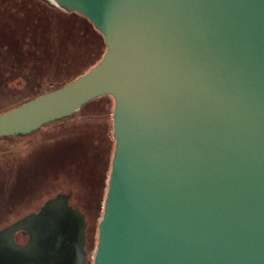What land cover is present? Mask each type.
<instances>
[{
  "label": "water",
  "instance_id": "obj_1",
  "mask_svg": "<svg viewBox=\"0 0 264 264\" xmlns=\"http://www.w3.org/2000/svg\"><path fill=\"white\" fill-rule=\"evenodd\" d=\"M49 1L87 19L105 52L0 113V137L112 97L93 264H264V0ZM70 196L1 228L0 264H83L86 220Z\"/></svg>",
  "mask_w": 264,
  "mask_h": 264
},
{
  "label": "trees",
  "instance_id": "obj_2",
  "mask_svg": "<svg viewBox=\"0 0 264 264\" xmlns=\"http://www.w3.org/2000/svg\"><path fill=\"white\" fill-rule=\"evenodd\" d=\"M8 3L16 9L8 11ZM104 52L102 37L79 14L48 0H0V113L73 81ZM21 73L24 82H15ZM112 109V97L102 96L30 134L0 137L1 158L13 153L20 159L10 167L12 181L3 178L2 205L26 202L31 212L57 193L72 191L85 216L97 211L115 145Z\"/></svg>",
  "mask_w": 264,
  "mask_h": 264
},
{
  "label": "rangeland",
  "instance_id": "obj_3",
  "mask_svg": "<svg viewBox=\"0 0 264 264\" xmlns=\"http://www.w3.org/2000/svg\"><path fill=\"white\" fill-rule=\"evenodd\" d=\"M12 3H8L7 5H11ZM8 11H13L16 9L15 6H7ZM23 80L24 82V73L20 74V77L15 81V82H21ZM22 83V82H21ZM9 94H11V91H8ZM113 139V138H112ZM114 140V139H113ZM14 154L11 153L7 155L4 159L1 158L0 156V164L2 169L5 167V171H1L0 173V189L5 188L4 183H3V178L7 179V182L12 181V169L10 167H14L15 163L19 162L20 159L13 158ZM10 165V166H9ZM7 187V186H6ZM107 188H105L106 191ZM105 191L103 194V199H105ZM103 199L101 202V206L97 211H94L93 213L89 214L90 211H87L88 213L86 214V220H87V230H86V238H87V246H86V260L85 264H93V257H94V252L96 248V243H97V224L99 220L101 219L102 216V207H103ZM3 201V200H2ZM1 201V194H0V227H3L5 225L10 224L11 222L15 221L17 218L20 216L24 215L27 211L28 206H30L29 203H20L18 206H7V205H2ZM83 201V199H81ZM79 201L73 197L72 203L74 205H79ZM34 204V203H33Z\"/></svg>",
  "mask_w": 264,
  "mask_h": 264
},
{
  "label": "flooded vegetation",
  "instance_id": "obj_4",
  "mask_svg": "<svg viewBox=\"0 0 264 264\" xmlns=\"http://www.w3.org/2000/svg\"><path fill=\"white\" fill-rule=\"evenodd\" d=\"M49 1V0H48ZM50 2V1H49ZM50 4H52V3H50ZM52 5H54V4H52ZM55 6V5H54ZM57 7V6H56ZM58 8V7H57ZM58 9H60V8H58ZM61 10V9H60ZM63 11V10H62ZM65 12V11H64ZM3 64V63H2ZM0 66H1V62H0ZM1 74V73H0ZM20 77V75H18L17 77H16V79L15 80H17L18 78ZM23 81V80H22ZM68 193H71V196H70V201H69V203H70V205L73 207V208H77V209H79L82 213H83V211L81 210V208L79 207V206H77V205H74L73 203H72V199H73V192L72 191H69V192H67V193H62V194H68ZM57 194H61V193H57ZM56 194V195H57ZM55 196V195H54ZM54 196H52V197H54ZM52 197H50V198H52ZM49 199V198H48ZM47 200V199H46ZM43 204V203H42ZM91 207H93V209L95 210V206H91ZM40 208V207H39ZM38 210V209H37ZM37 210H35V211H37ZM31 212H34V211H31ZM31 212H29V213H31ZM28 214V213H27ZM84 214V213H83ZM85 216V215H84ZM18 219H20V218H18ZM18 219H16V220H18ZM15 220V221H16ZM85 220H86V216H85ZM14 222V221H13ZM13 222H11V223H13ZM10 223V224H11ZM10 224H8V225H10ZM8 225H5V226H3V227H0V229L1 228H4V227H6V226H8ZM86 230H87V220H86V228H85V244H84V250H85V257H84V260H83V264H85V260H86V246H87V238H86ZM15 240H16V242L17 243H19V244H21V245H26L27 243H28V235L27 234H23V233H20V232H18L17 234H16V236H15Z\"/></svg>",
  "mask_w": 264,
  "mask_h": 264
}]
</instances>
